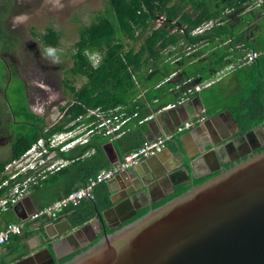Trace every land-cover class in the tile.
<instances>
[{"label":"trees","instance_id":"obj_1","mask_svg":"<svg viewBox=\"0 0 264 264\" xmlns=\"http://www.w3.org/2000/svg\"><path fill=\"white\" fill-rule=\"evenodd\" d=\"M252 2L253 0H107L106 7L97 11L93 20L77 28V39L70 53L69 73L72 79L66 78L61 82L69 100L59 107L63 111L59 122L45 129L42 118L28 107L24 82L15 75L12 82L14 85L10 87L9 93L6 94L4 91L9 109L15 118L11 123L15 126V130L10 142L9 155L0 159V196L7 193L14 183L23 180L29 174V172L20 173L16 178L10 179V174L6 172V165L18 159L41 136L47 138L59 131L70 130L81 123H90L95 120V117H84L89 109L99 108L106 111L121 106L128 115L135 111L137 114L143 113L144 106L137 97L139 82L142 86L145 83L150 84L148 86L152 89L157 82L173 71H176L174 77L180 76L181 81L190 75H195L199 70H190L186 66L193 57L192 55L184 57L182 48L186 44H196L201 40L214 44L216 36L221 33L225 37L230 36L231 32L229 33L224 25L215 26L209 31L196 35H191L190 29L204 21L223 17L225 9L234 10L245 4L251 5ZM161 14L165 15L166 21L162 26L152 28V22ZM173 20L180 26L185 25L182 33H170L168 27ZM0 31H2L1 28ZM38 39L43 46L53 49L59 45L60 33L52 27H47L43 33L38 34ZM138 41L139 45L136 47L134 43ZM170 46L175 49L166 51ZM175 51L178 55L180 54V59L170 63L167 56ZM206 69L208 70L207 67ZM2 76L7 80L3 87L6 84L9 86L12 77L8 78L6 72H3ZM207 76L209 75L200 77L206 79ZM174 77L164 83L166 85L172 83ZM73 78H84V80L79 86H75L72 83ZM163 89L164 87L159 88L156 93L147 96L148 100L156 98ZM206 105V109L211 111L213 108L211 104L206 103ZM232 111L241 131L264 122V80L259 81L246 99L238 101ZM71 122L73 123L68 125ZM109 138L100 133L93 134L86 143L78 145L76 152H61L60 154L70 162L60 167L55 174L48 172L50 175L47 173L40 182L49 183L50 188H63L60 196L79 187L87 177L110 166L103 150V143ZM90 149H93V152L83 156ZM204 179L198 178L195 183ZM51 184L58 186H51ZM186 188H180L174 195ZM93 191L95 195L93 199H88L90 202L87 204V210L73 218L74 224H82L93 217L96 209L110 205L108 191L104 188L103 182L97 184ZM171 197L155 202L152 206H157ZM83 201L85 200H82L80 205L68 206L66 209H79ZM147 209H139L128 221L142 215ZM105 231L110 232L112 229ZM14 236V240L19 243V237ZM73 255L60 259V262Z\"/></svg>","mask_w":264,"mask_h":264},{"label":"crops","instance_id":"obj_2","mask_svg":"<svg viewBox=\"0 0 264 264\" xmlns=\"http://www.w3.org/2000/svg\"><path fill=\"white\" fill-rule=\"evenodd\" d=\"M218 25H224L228 32H231L230 36L225 37L221 33L215 37L214 44H208L207 40L191 44L193 45L191 48L194 50L191 52L186 49L187 45L182 48L184 57L189 55L193 57L186 66L190 70H199L195 75L188 77L191 78L189 85L203 80L200 77L202 75H209L208 78L214 76V73L223 69L230 61L241 56L244 49L264 48V4L257 7L245 4L234 10L230 9L229 12H223V17L220 18ZM174 49L175 47L170 46L166 51ZM179 55L175 51L167 58L170 63L171 61L176 62L180 59ZM203 67L205 69L207 67L208 70L204 71ZM177 71L180 70L177 69ZM173 80L176 82L171 81L172 83H167V85L164 83L166 86L163 83L157 85L159 81L152 89L149 88L150 84L148 83H145L144 86L140 82L138 83L140 88L137 97L144 106L142 107L144 114L139 112L137 116L131 117L126 124L127 129L122 135L106 140L103 143L104 152L113 156L111 150H114L120 159L124 153L139 146L144 140L171 131L183 120L199 115L202 109L205 110L204 120L169 139L159 153L139 161L133 167L118 172L107 182H104L110 205L96 209L93 217L82 224H74L73 218L87 210V204L90 202L88 199L82 202L79 209H66L67 206L50 219L25 222L22 234L17 235L19 243L14 240L15 236H12L10 241L0 247V263H16L61 242L110 212L264 131V122L241 131L232 111L238 101L246 99L259 81L264 80V54L259 55L250 66L222 71L215 82L197 92L185 94L186 84L183 85L180 76L174 77ZM162 87L164 89L160 94L149 101L147 96L156 93ZM180 97L185 98L182 103L167 111L161 110L163 105ZM206 103L213 107L211 111L206 109ZM148 115H152L151 118L141 123L138 122L139 119ZM109 142L112 146H109ZM78 145L81 144H76L62 152H76ZM92 152L93 149H90L83 156ZM58 158L63 160V165L60 167L70 162L61 154ZM65 160H67L66 163ZM60 167L47 171L45 176L48 172L50 174L57 173L55 171ZM39 182L40 180L36 184H31L32 189L28 195L30 200L22 197L16 204L0 213V228L6 222H21L36 209L48 205L63 193V188H50L43 181L38 185ZM35 186L37 187L35 188ZM51 186L58 185L51 184ZM93 195H95L94 191ZM15 205L17 206L16 211L13 210ZM43 227H46L48 236Z\"/></svg>","mask_w":264,"mask_h":264},{"label":"water","instance_id":"obj_3","mask_svg":"<svg viewBox=\"0 0 264 264\" xmlns=\"http://www.w3.org/2000/svg\"><path fill=\"white\" fill-rule=\"evenodd\" d=\"M260 137L264 131L13 264H264V149L222 168ZM111 151L110 164L118 159Z\"/></svg>","mask_w":264,"mask_h":264},{"label":"rangeland","instance_id":"obj_4","mask_svg":"<svg viewBox=\"0 0 264 264\" xmlns=\"http://www.w3.org/2000/svg\"><path fill=\"white\" fill-rule=\"evenodd\" d=\"M106 5L107 0H0V159L9 155L15 130L11 125L15 118L4 94L14 85V75L26 86L28 107L42 118L45 127L51 125L59 107L69 100L61 82L72 79L70 53L77 28L88 24ZM47 27L60 33L56 48H47L38 39ZM3 72L12 77L6 90ZM73 79L75 86L84 80Z\"/></svg>","mask_w":264,"mask_h":264},{"label":"built area","instance_id":"obj_5","mask_svg":"<svg viewBox=\"0 0 264 264\" xmlns=\"http://www.w3.org/2000/svg\"><path fill=\"white\" fill-rule=\"evenodd\" d=\"M262 4H264V0H253L252 2V5L256 7ZM226 12H229V10L225 9L224 13ZM165 21V15L161 14L155 18L151 27L158 28L162 26ZM219 21L220 17L204 21L203 23L190 29L189 33L191 35L204 33L218 25ZM184 28L185 25L180 26L176 24L174 20L171 21V25L168 27L170 33H182ZM186 45V49L189 52L194 51L191 48L193 45ZM261 54H264V48L244 49L241 56L230 61L223 69L217 71L214 76L208 79L200 80L190 85L189 83L191 82V78L184 79L183 85L186 84L185 94L197 92L201 88L209 86L215 82L216 78L222 73V71L250 66ZM174 75H176V71L168 74L166 77L160 80L157 85L169 81L174 77ZM184 99V97L175 99V101L163 105L161 110L167 111L172 109L177 104L182 103ZM62 116L63 111L58 110L57 117L53 119L51 125L59 122ZM90 116H94L95 120H92L88 124L81 123L70 130L59 131L47 138L41 136L18 159H14L6 165V170H8V168L10 169V171H7V173L10 174V179L16 178L20 173L30 172V174L27 175L23 180L14 183L7 193L0 196V213L16 204L20 198L29 195L32 189L31 184H36L39 180L43 179L47 171L56 169L63 165L62 159L57 160L55 163L48 164L47 161L48 159L50 160L52 158L53 154L50 149L59 147L60 151H64L68 148H71L72 146H75L76 144L86 143L91 135L99 133L109 136L110 139L117 138L125 132L127 129L126 124L131 117L137 116V112L135 111L131 115H128L121 106L108 109L106 111L95 108L89 109L84 117ZM151 116L152 115L143 117L139 119L138 122L141 123L148 118H151ZM204 118L205 110L202 109L199 115L183 120L182 122L178 123L171 131L164 132L162 134L156 135L154 138L144 140L135 149L124 153L120 159H117L109 167L102 168L93 176L87 177L84 183L79 187L73 189L65 195L60 196L59 198H56L48 205L36 209L21 222H6L0 228V247L6 244L12 236L21 235L25 222L50 219L67 206H77L82 200L93 199V189L97 184L107 182L118 172L133 167L139 161L159 153L165 147V144L169 139L187 129H190L196 124L201 123ZM72 123L73 122L69 123L68 125H71ZM43 154L48 155L46 159L42 158ZM64 162L66 163L67 160Z\"/></svg>","mask_w":264,"mask_h":264},{"label":"flooded vegetation","instance_id":"obj_6","mask_svg":"<svg viewBox=\"0 0 264 264\" xmlns=\"http://www.w3.org/2000/svg\"><path fill=\"white\" fill-rule=\"evenodd\" d=\"M221 18V17H220ZM24 92L26 97V86L24 84ZM14 117V116H13ZM14 132V130H12ZM13 138V137H12ZM250 145H242L240 146L241 150L238 151V153L234 156H231L226 159V161L223 163V167L232 164L235 160H239L240 158L246 157L254 152L260 151L261 149H264V137H260L257 139H250ZM73 147V146H72ZM52 154V158L47 162L55 163L57 160H59L58 156L62 151L59 150V147L50 149ZM47 154H43L42 158L46 159Z\"/></svg>","mask_w":264,"mask_h":264}]
</instances>
